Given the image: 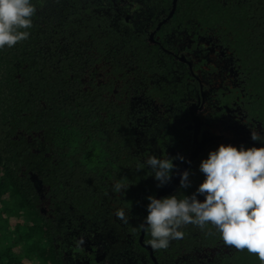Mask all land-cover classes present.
Returning a JSON list of instances; mask_svg holds the SVG:
<instances>
[{
  "label": "trees",
  "instance_id": "trees-1",
  "mask_svg": "<svg viewBox=\"0 0 264 264\" xmlns=\"http://www.w3.org/2000/svg\"><path fill=\"white\" fill-rule=\"evenodd\" d=\"M173 1L30 0L28 38L0 49V264H261L211 224L153 256L140 240L144 161L190 154L192 71L214 141L165 197L196 192L221 144L264 147V0H178L163 22Z\"/></svg>",
  "mask_w": 264,
  "mask_h": 264
},
{
  "label": "clouds",
  "instance_id": "clouds-1",
  "mask_svg": "<svg viewBox=\"0 0 264 264\" xmlns=\"http://www.w3.org/2000/svg\"><path fill=\"white\" fill-rule=\"evenodd\" d=\"M35 10L30 0H0V49L28 38L29 33L20 29L32 26ZM251 139L264 141L254 131ZM176 159L184 161L179 154L176 157L152 155L144 161L158 181V187L171 181L177 169L173 163ZM199 170L205 180L191 196L147 197L148 215L142 226L150 230L152 238L146 243L154 250L167 249L171 240L183 238L184 232L180 230L183 227L192 224L203 230L211 224L226 245L239 251L246 249L264 264V147L245 150L243 146L237 149L221 144L201 161ZM189 175L188 170L180 173L181 188L190 187ZM129 186L117 181L113 191L126 192ZM198 195L205 199L201 202ZM116 216L126 224L129 222L124 209H118ZM83 243L81 239L78 246Z\"/></svg>",
  "mask_w": 264,
  "mask_h": 264
},
{
  "label": "water",
  "instance_id": "water-1",
  "mask_svg": "<svg viewBox=\"0 0 264 264\" xmlns=\"http://www.w3.org/2000/svg\"><path fill=\"white\" fill-rule=\"evenodd\" d=\"M177 2L178 0L173 1V8L170 11V14L167 16V18L164 19L163 22H166L168 19H170L173 16V13L177 6ZM160 26L161 24L159 25V27ZM154 35H155V32L149 35L148 38L151 42L155 43L156 41L154 39ZM191 73H192V76L196 78V81L193 82V85L197 91V95L198 96L200 95L202 97L206 91L205 86L203 85L202 81H199L200 80L199 74L193 71ZM199 100L200 98H198V102ZM196 104L197 105H194L195 107L189 106V111L193 118V121L191 123L192 131H191L190 154L183 155L184 161H180L179 159L173 160V163L177 166V169L173 171L171 181L168 184L158 189L157 194H156L157 199H162L163 197L172 193L178 188V186L180 185V173H182L185 170H189L193 162L196 161L200 157V155L203 152H205L206 149L209 147V145L214 141V139H212V136L207 137L204 135L205 129L208 131H211V130L207 126H203L201 117L196 113L197 112L196 109L198 108L199 103H196ZM144 233H145V227L143 226L142 234L140 237L141 241L143 240ZM144 246L149 249L151 256H153V251H152L151 246L150 245H144ZM153 259L156 260L155 258Z\"/></svg>",
  "mask_w": 264,
  "mask_h": 264
},
{
  "label": "flooded vegetation",
  "instance_id": "flooded-vegetation-1",
  "mask_svg": "<svg viewBox=\"0 0 264 264\" xmlns=\"http://www.w3.org/2000/svg\"><path fill=\"white\" fill-rule=\"evenodd\" d=\"M199 77H200V75H199ZM196 81V78L194 77V76H192V81L190 82L192 85H193V82H195ZM199 81H202V79H201V77H200V80ZM203 85H204V83H203ZM194 86V85H193ZM205 86V89H206V91H205V93H204V95L201 97L200 95L198 96L197 95V91H196V89H195V87H194V90H195V101L194 102H192V100H189L188 101V105L190 106V107H193L194 105H197L196 103H199L198 105V108L196 109V113L201 117V119H202V115L201 114H199V111H201L202 110V107H203V102H204V100H205V98H206V95H207V91H208V85L206 86V85H204ZM198 98H200V100H199V102H198ZM195 107V106H194ZM189 109V108H188ZM192 121H193V118H192ZM192 123V122H191ZM191 123H190V127H191ZM203 124V123H202ZM203 126H206L205 124H203ZM208 134V136H213V133H212V131H208V130H204V135L205 134Z\"/></svg>",
  "mask_w": 264,
  "mask_h": 264
}]
</instances>
